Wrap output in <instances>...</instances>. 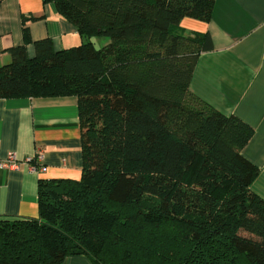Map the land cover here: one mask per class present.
<instances>
[{
  "label": "trees",
  "instance_id": "trees-1",
  "mask_svg": "<svg viewBox=\"0 0 264 264\" xmlns=\"http://www.w3.org/2000/svg\"><path fill=\"white\" fill-rule=\"evenodd\" d=\"M46 1L84 41L13 47L0 98L77 96L82 177L40 179V216L0 219V264H264L259 167L243 154L254 128L191 91L214 47L180 22L210 20L216 0Z\"/></svg>",
  "mask_w": 264,
  "mask_h": 264
},
{
  "label": "crops",
  "instance_id": "crops-1",
  "mask_svg": "<svg viewBox=\"0 0 264 264\" xmlns=\"http://www.w3.org/2000/svg\"><path fill=\"white\" fill-rule=\"evenodd\" d=\"M28 27L31 41L26 43ZM186 34L209 33L213 49L200 54L191 91L226 114L254 128L243 154L259 167L252 190L264 198V0H216L208 21L185 17ZM50 38L55 50L83 43L77 27L46 0H0V66L10 50ZM96 46L108 43L94 37ZM36 157L18 168H0V219L38 218L40 179L79 180L83 171L82 130L75 95L0 98V157ZM59 264H94L83 254Z\"/></svg>",
  "mask_w": 264,
  "mask_h": 264
},
{
  "label": "built area",
  "instance_id": "built-area-1",
  "mask_svg": "<svg viewBox=\"0 0 264 264\" xmlns=\"http://www.w3.org/2000/svg\"><path fill=\"white\" fill-rule=\"evenodd\" d=\"M41 154L36 157H27L26 159H19L16 153L11 152L7 155L6 158L0 157V168H18L24 163H33L41 159Z\"/></svg>",
  "mask_w": 264,
  "mask_h": 264
},
{
  "label": "rangeland",
  "instance_id": "rangeland-1",
  "mask_svg": "<svg viewBox=\"0 0 264 264\" xmlns=\"http://www.w3.org/2000/svg\"><path fill=\"white\" fill-rule=\"evenodd\" d=\"M98 46H99V45H98ZM98 46H97V47H98Z\"/></svg>",
  "mask_w": 264,
  "mask_h": 264
}]
</instances>
